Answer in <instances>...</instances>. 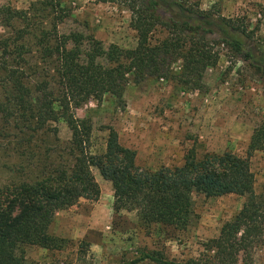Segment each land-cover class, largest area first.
Returning a JSON list of instances; mask_svg holds the SVG:
<instances>
[{
    "label": "trees",
    "instance_id": "1",
    "mask_svg": "<svg viewBox=\"0 0 264 264\" xmlns=\"http://www.w3.org/2000/svg\"><path fill=\"white\" fill-rule=\"evenodd\" d=\"M102 2H120L132 12L135 49H105L93 37L60 34L59 24L71 13L58 0H43L22 11L0 7V28L21 25L14 38L0 40V72L5 74L1 84L8 91L0 102V117L10 121L20 116L36 130L63 120L72 132L74 159L72 167H57L41 181L0 189V264H27V246L63 249L65 240L50 235V227L58 212L82 199H99L93 168L112 184L114 212H135L147 227L188 228L195 217V195L246 199L198 258L179 263L159 253H143L128 264H254L253 250L264 237V196L255 193L250 160L264 150V121L254 130L246 157L226 152L200 159L193 149L182 166L153 171L137 166L136 152L122 146L112 128L105 154L92 155V122L77 118L75 111L91 98L102 101L111 95L122 102L130 85L149 81L178 82L185 90L204 91L205 74L219 64L222 52L240 60L264 84V4L259 7L261 20L250 29L245 19H228L181 0ZM50 18V28L42 27ZM157 30L163 31L162 39H155ZM29 37H34L36 51L28 45ZM34 53L52 66L53 88L46 81L34 91L26 85L30 73L41 75L35 67L27 71L21 66Z\"/></svg>",
    "mask_w": 264,
    "mask_h": 264
},
{
    "label": "rangeland",
    "instance_id": "2",
    "mask_svg": "<svg viewBox=\"0 0 264 264\" xmlns=\"http://www.w3.org/2000/svg\"><path fill=\"white\" fill-rule=\"evenodd\" d=\"M43 0H0V7L28 10ZM71 13L59 24L62 35L80 33L100 41L105 49L117 45L135 49L138 36L132 27V12L122 3L102 0H58ZM202 11L231 19H245L250 29L259 20L264 0H181ZM50 21L42 27L50 28ZM16 29L0 28V40L14 38ZM264 35V26L260 36ZM164 33L157 30L155 39ZM34 47V37L27 39ZM36 51V49H35ZM41 75L30 73L26 85L35 90L43 82L53 88V69L31 54L24 60ZM16 64V63H15ZM28 71V70H27ZM0 102L7 96L1 83ZM205 90H185L178 82H146L130 85L124 100L108 95L102 101L89 99L75 111L79 119L92 122L88 151L106 152L110 129L125 148L136 152V164L158 170L184 164L195 150L206 154L233 153L246 157L254 130L264 121V84L240 60L222 52L219 64L204 77ZM17 118V117H16ZM7 121L0 117V189L35 183L53 174L60 166L72 167V132L61 120L36 130L19 116ZM255 176V193L264 196V150L250 160ZM93 174L100 186L98 200H80L56 214L49 233L65 240L62 250L24 247L27 264H128L143 253H159L165 259L185 262L204 253V245L220 235L222 227L235 219L246 199L238 195L207 198L194 196L195 217L186 229L160 225L144 226L135 212L116 214L112 184L97 168ZM254 264H264V237L253 250ZM140 264H154L150 261Z\"/></svg>",
    "mask_w": 264,
    "mask_h": 264
}]
</instances>
